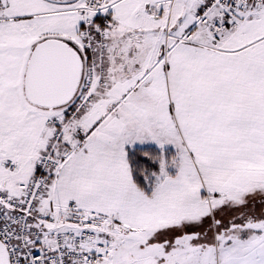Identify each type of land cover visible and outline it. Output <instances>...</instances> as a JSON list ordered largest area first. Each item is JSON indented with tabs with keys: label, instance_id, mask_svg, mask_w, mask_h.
<instances>
[{
	"label": "snow or ice",
	"instance_id": "6c2138e0",
	"mask_svg": "<svg viewBox=\"0 0 264 264\" xmlns=\"http://www.w3.org/2000/svg\"><path fill=\"white\" fill-rule=\"evenodd\" d=\"M0 264H264V0H0Z\"/></svg>",
	"mask_w": 264,
	"mask_h": 264
}]
</instances>
